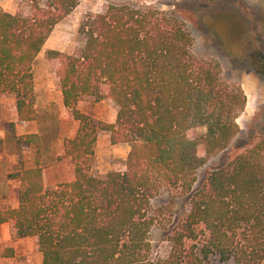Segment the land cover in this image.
<instances>
[{
  "label": "trees",
  "instance_id": "obj_1",
  "mask_svg": "<svg viewBox=\"0 0 264 264\" xmlns=\"http://www.w3.org/2000/svg\"><path fill=\"white\" fill-rule=\"evenodd\" d=\"M81 1L25 0L0 13V93L13 96L18 122L36 119L33 62ZM81 35L78 54L48 58L65 107L80 97L113 105L105 130L111 145L129 146L123 169L91 173L97 129L74 112L76 134L63 141L71 180L46 186L40 168L20 170L17 208L0 211V225L33 237L41 264H264V129L232 145L241 89L192 53L180 20L145 0H107ZM221 153L224 164L199 181ZM162 195L184 208L154 249L151 203Z\"/></svg>",
  "mask_w": 264,
  "mask_h": 264
},
{
  "label": "rangeland",
  "instance_id": "obj_2",
  "mask_svg": "<svg viewBox=\"0 0 264 264\" xmlns=\"http://www.w3.org/2000/svg\"><path fill=\"white\" fill-rule=\"evenodd\" d=\"M25 0H0V13L15 14ZM41 6L47 0H37ZM107 0H82L51 31L32 65L36 119L17 120L13 96L0 93V211L17 208L18 174L25 168L41 169L46 186L71 180L63 141L75 136L78 122L74 112L90 119L97 129L91 173L103 177L123 169L129 146L111 145L107 126L114 124L116 110L107 100L78 98L65 107L55 74L51 51L76 55L82 48L81 29L90 16L98 13ZM123 1V0H114ZM137 1V0H132ZM144 1V0H139ZM180 20L190 33L192 53L216 61L221 78L243 92L246 102L236 119L239 133L232 145L243 143L253 131L264 129V0H145ZM34 135L33 142L17 143ZM224 153L213 156L198 173L202 181L208 172L224 164ZM162 195L151 203L157 223L151 231L155 249L167 233L170 221L184 208L182 200ZM173 206L169 211L168 207ZM33 237L16 236L8 223L0 225V264H41Z\"/></svg>",
  "mask_w": 264,
  "mask_h": 264
}]
</instances>
